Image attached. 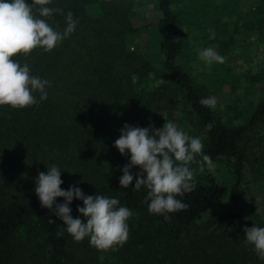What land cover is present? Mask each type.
Returning a JSON list of instances; mask_svg holds the SVG:
<instances>
[{
	"label": "trees",
	"instance_id": "1",
	"mask_svg": "<svg viewBox=\"0 0 264 264\" xmlns=\"http://www.w3.org/2000/svg\"><path fill=\"white\" fill-rule=\"evenodd\" d=\"M148 1L156 5L158 20L137 27L136 0H51L48 7L63 14L43 19L63 32L70 11L78 20L75 31L51 51L36 48L13 57L50 86L46 100L33 93L37 104L0 106V264H264L243 232L253 224L264 227L252 189L264 175V93L254 99V86H244L242 101L249 109L239 104L234 116L199 103L221 94L224 86L240 87L231 65H207L192 44V34L203 35L208 20L226 26L223 21L232 13H216V0H187L185 6L183 0ZM218 3L239 5L237 0ZM246 15V29L264 37V0H256ZM225 41L217 51L222 57L232 46V40ZM195 67L203 82L193 77ZM249 80L264 89V66ZM175 114L197 131L203 153L217 164L218 178L206 164L201 171L192 163L195 189L177 197L188 208L152 214L145 203L148 190H134L138 168L131 170L133 183L120 187L130 153L122 156L114 143L125 124L162 128ZM53 164L62 171L63 190L75 185L85 195L117 198L133 212L128 239L116 250L97 249L87 237L75 241L41 206L35 180ZM64 202L57 198L56 203ZM225 203L230 212L209 217ZM78 206L83 202L76 199L69 205L73 218L80 215Z\"/></svg>",
	"mask_w": 264,
	"mask_h": 264
},
{
	"label": "clouds",
	"instance_id": "2",
	"mask_svg": "<svg viewBox=\"0 0 264 264\" xmlns=\"http://www.w3.org/2000/svg\"><path fill=\"white\" fill-rule=\"evenodd\" d=\"M50 4L51 0H32L31 4L25 0H0V106L23 109L37 104L34 92L40 93L41 101L48 97L46 88L50 86L49 81L31 75L29 65H22L13 57L27 56L36 48L51 51L75 31L78 20L70 11L66 15L63 32L54 30L43 19L51 18L54 13L63 14L62 9L48 7ZM34 6H39L38 16L34 15ZM198 58L207 65L225 62V58L212 47L198 50ZM199 103L214 109L217 99L209 96L200 99ZM212 126L211 123L206 125L209 129ZM114 147L122 156L130 153V161L122 169L120 187L128 188L133 183L131 170L138 168L134 190L139 191L142 186L148 190L145 203L152 214L186 210L188 205L177 197L195 189L194 173L189 165L199 163L201 171L205 164L210 169L214 167L211 157L203 153L201 139L189 136L173 122H165L162 128L125 124ZM197 155L201 157L199 161L196 160ZM61 172L55 164L48 166L46 173L38 172L34 191L41 206L51 210L62 221L66 232L75 241L87 237L90 245L97 249L116 250V245L128 239L127 221L133 212L119 206L117 198L85 195L75 185L63 190ZM57 198H63L65 202L56 203ZM74 199L83 202L82 207H77L80 215L76 218L71 215L69 207ZM164 219L169 221L170 218L164 215ZM49 222L54 223L55 220ZM243 232L245 242L264 259V227L253 224L252 227H244Z\"/></svg>",
	"mask_w": 264,
	"mask_h": 264
},
{
	"label": "rangeland",
	"instance_id": "3",
	"mask_svg": "<svg viewBox=\"0 0 264 264\" xmlns=\"http://www.w3.org/2000/svg\"><path fill=\"white\" fill-rule=\"evenodd\" d=\"M152 1L153 3L155 2L154 0ZM218 1L219 0L214 1L215 5L217 3L219 8L216 10V13H219L220 11L222 12L223 9L230 10V12L232 13L227 19L228 22H225V20L223 21V23L228 24L226 26L220 23L219 25H216L217 22H214L216 18L211 21L208 20V22H210L209 27L203 35L200 33L192 34V44L197 50L212 47L217 52L218 47H221L225 39L227 41L232 40V46H230L229 50L225 48V50L227 51H223V55L226 56L224 57L225 63L232 66L235 72L234 76L240 82V87L234 89L232 85L224 86L223 92L216 95L217 105L214 110L217 112L225 111L226 116H234L235 114L237 115L236 109L237 105L239 104L241 105L243 110L249 109L247 102L244 103L242 101L245 94V89L243 88L244 86H254V88L256 89L254 91V99L258 98V95H261V93H264V89H262V86H259L257 83L251 84L249 80V75L256 73L261 67L264 66V37L260 36L257 32L247 30L243 25V19L247 17L246 13L253 7L256 0H237V2L239 1V5H226L227 7L220 5ZM182 3L183 4L180 5L185 6L187 0H183ZM135 4V24L137 27H143L158 20L159 15L158 12L154 9L155 4L152 5V3L148 0H136ZM186 19H188L187 15ZM229 31H233L232 34ZM139 41L141 45H144L146 37L142 35ZM193 77L197 81L202 82L205 78L202 71L198 67L194 68ZM249 98L251 97H248V99ZM235 99L241 100L240 102H236ZM241 120L242 117L233 118V121L236 122H240ZM167 122L175 123L179 129L185 131L191 137H195L196 135L197 131L189 126L188 122H185L179 114H175L172 120H167ZM216 165L217 164L214 163V167L210 169V172L218 178V174L215 173L217 172ZM224 169V173L230 177L228 168L225 167ZM252 189L255 192L257 206L259 207L260 212L264 214V175L261 176L259 182H253ZM230 211L231 208L227 205V203H225L221 208L211 213L209 217L213 215L217 217Z\"/></svg>",
	"mask_w": 264,
	"mask_h": 264
}]
</instances>
